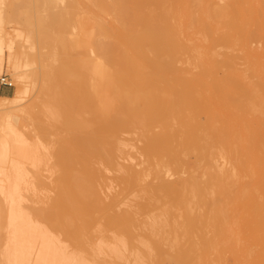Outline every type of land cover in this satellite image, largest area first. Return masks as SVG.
Returning <instances> with one entry per match:
<instances>
[{
	"label": "bare ground",
	"instance_id": "1",
	"mask_svg": "<svg viewBox=\"0 0 264 264\" xmlns=\"http://www.w3.org/2000/svg\"><path fill=\"white\" fill-rule=\"evenodd\" d=\"M14 16L47 49L29 107ZM6 62L0 264H264V0H0V74ZM28 119L60 132L34 219L19 202ZM107 171L121 172L108 200Z\"/></svg>",
	"mask_w": 264,
	"mask_h": 264
},
{
	"label": "rangeland",
	"instance_id": "2",
	"mask_svg": "<svg viewBox=\"0 0 264 264\" xmlns=\"http://www.w3.org/2000/svg\"><path fill=\"white\" fill-rule=\"evenodd\" d=\"M5 25H6L8 30L12 31L13 36H14V43H15L16 47H19L21 45H23V47H24V48H21V51L19 50L20 51L19 53L17 52L18 53L17 63H18V67H19V72L27 80V83L29 82L28 83V86H30L29 92H28V94L25 98L24 104H23L24 106L28 105L27 107H29L30 104L32 103L34 97L36 96V93H37V85H35L34 83L36 81L38 83L41 82L44 71H45L44 67L46 65L45 64V60H46L45 58H46V50H47L45 47V42H44L43 37L41 39L38 38L39 32L37 31L36 26H32V27L28 26L25 24V22H23L22 20H20L16 16H14L11 20H8L7 22H5ZM38 40H40V41L42 40L43 42L42 41L40 42ZM7 49H8L7 47L4 48V52L6 54L8 53ZM6 65H7V62L5 64L4 71H2L0 74V77L1 76L9 77V79L11 81H13L14 85L10 87V86H7V85L0 83V88H1L0 89V95H12V94H14V92L17 88V83H16L17 78L13 74H11L12 70L11 69L9 70V68H7ZM15 78H16V80H15ZM0 115H1V112H0ZM28 120L26 122L27 125L25 124V126L23 128L26 131L25 133H26V136L28 138V144H29L28 146L30 147L28 150H30V152L32 153L30 155L32 157H30L28 160L26 158H24V160H23L24 161L23 165L25 166V167L23 166L24 170L27 169L26 172L25 171L24 172L28 173V174L24 175L25 180L23 179L22 180L23 183H21L22 187H21V192L19 194L22 195L23 198L20 197V195H19V202H20L21 208L23 210L26 209V212L25 211L24 212L27 213V217L31 215L30 217H32L34 219L35 218L34 217V212H35L34 210H36L38 207L40 208V206L42 207V205L45 206L47 200L49 201L48 197L54 196V193H55V190H54L55 184L54 183H55L56 177L60 173L61 169L57 165V160L55 159V156L54 155L52 156V154H53L52 152L54 150L53 144H55V148L58 145V144H56V142H55L56 140H54V139L59 136L60 132L57 133L55 131V133H54V131H50L49 134L50 133L51 134L50 135L47 134L48 137H46L47 136L46 134H41L38 131H36V129H34L33 123L31 124L30 120H29V122H28ZM61 134H63V133H61ZM44 135H46V136H44ZM56 135H58V136H56ZM42 136H44V137H42ZM31 137H32V139H31ZM124 137L128 138V142L130 143L129 144L130 147L128 146V150L132 154V157H133L132 163L133 164L137 163L139 166H137V164H135V165L137 167H140L141 164L139 162L141 160H143L142 158H144L143 155L140 154L141 153L140 152V145H142V140H140L139 135L136 133L135 134H124ZM36 139L38 142L36 141ZM29 141H31V142H29ZM52 148H53V150H52ZM49 155H50V157H49ZM129 159L121 158L120 160L123 163H131L132 160L131 159L129 160ZM3 163H4V160L1 159V157H0V164H3ZM34 165H36L35 166L36 168L33 167ZM28 169H29V171H28ZM120 173L121 172H119V171H116V172L115 171H107L108 176L111 178L110 179L111 186L106 189V191L108 193V194L106 193V199L107 200L110 199V197H112L115 193H117V191L120 190V185L118 184L117 180L115 179V178H117V176L120 175ZM29 175H30V177H29ZM114 175H115V177H114ZM32 179H33V182H32ZM25 181H27V182H25ZM25 187H27V188H25ZM22 189L24 192L22 191ZM40 189H42V190H40ZM33 190H35V191H33ZM0 196H1L0 197V199H1L0 200V227H1L0 228V234H1L0 235V241L2 242L3 238H1V237L3 236V234L5 235V231H6L5 226H2V225H5L4 224L6 222L5 218L7 217L6 214H7V209L9 208V206H8V202L5 201V199L3 198L1 193H0ZM45 196H46V198H45ZM128 199H130V200H128ZM139 199H140V197H138V196L136 197L133 194H130V195H128V197L124 198L125 201H128L130 204L132 203L131 205H134V206ZM128 202L121 204V208H126V207L128 208L129 207L128 205H130V204H128ZM131 207H133V206H130V208ZM140 218L143 219L144 216H140ZM143 229L145 231L146 227Z\"/></svg>",
	"mask_w": 264,
	"mask_h": 264
},
{
	"label": "built area",
	"instance_id": "3",
	"mask_svg": "<svg viewBox=\"0 0 264 264\" xmlns=\"http://www.w3.org/2000/svg\"><path fill=\"white\" fill-rule=\"evenodd\" d=\"M0 83L4 84V85H7V86H10V87L14 85L13 81H11L9 79V77H7V76H1L0 77Z\"/></svg>",
	"mask_w": 264,
	"mask_h": 264
},
{
	"label": "crops",
	"instance_id": "4",
	"mask_svg": "<svg viewBox=\"0 0 264 264\" xmlns=\"http://www.w3.org/2000/svg\"><path fill=\"white\" fill-rule=\"evenodd\" d=\"M1 89V88H0Z\"/></svg>",
	"mask_w": 264,
	"mask_h": 264
}]
</instances>
